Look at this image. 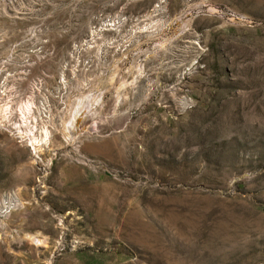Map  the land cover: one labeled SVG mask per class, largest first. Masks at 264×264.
Instances as JSON below:
<instances>
[{
  "label": "rangeland",
  "instance_id": "374dc122",
  "mask_svg": "<svg viewBox=\"0 0 264 264\" xmlns=\"http://www.w3.org/2000/svg\"><path fill=\"white\" fill-rule=\"evenodd\" d=\"M0 264H264V0H0Z\"/></svg>",
  "mask_w": 264,
  "mask_h": 264
},
{
  "label": "built area",
  "instance_id": "2783aa9c",
  "mask_svg": "<svg viewBox=\"0 0 264 264\" xmlns=\"http://www.w3.org/2000/svg\"><path fill=\"white\" fill-rule=\"evenodd\" d=\"M13 205H14L13 201L8 200L7 202H5V203L3 204L1 210H2L3 212H7V213H9Z\"/></svg>",
  "mask_w": 264,
  "mask_h": 264
},
{
  "label": "bare ground",
  "instance_id": "6f19581e",
  "mask_svg": "<svg viewBox=\"0 0 264 264\" xmlns=\"http://www.w3.org/2000/svg\"><path fill=\"white\" fill-rule=\"evenodd\" d=\"M73 118H74V117H73ZM37 140H38V139H37L35 136H33V139H32V140L30 139L31 146L33 147L34 150L37 149V146H35V143H37L38 146L40 145V144H39V141H37Z\"/></svg>",
  "mask_w": 264,
  "mask_h": 264
}]
</instances>
